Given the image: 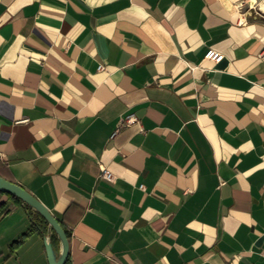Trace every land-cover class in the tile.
<instances>
[{
	"label": "crops",
	"instance_id": "crops-1",
	"mask_svg": "<svg viewBox=\"0 0 264 264\" xmlns=\"http://www.w3.org/2000/svg\"><path fill=\"white\" fill-rule=\"evenodd\" d=\"M262 2L0 0V176L67 264H264ZM48 235L0 192V264Z\"/></svg>",
	"mask_w": 264,
	"mask_h": 264
},
{
	"label": "water",
	"instance_id": "water-1",
	"mask_svg": "<svg viewBox=\"0 0 264 264\" xmlns=\"http://www.w3.org/2000/svg\"><path fill=\"white\" fill-rule=\"evenodd\" d=\"M0 192L12 194L19 198L24 204L39 213L47 222L51 235L54 232L60 243L57 251L53 247L51 235L45 237L44 247L48 264H65L69 250V238L60 222L51 214L49 209L28 190L21 185L0 176Z\"/></svg>",
	"mask_w": 264,
	"mask_h": 264
},
{
	"label": "built area",
	"instance_id": "built-area-1",
	"mask_svg": "<svg viewBox=\"0 0 264 264\" xmlns=\"http://www.w3.org/2000/svg\"><path fill=\"white\" fill-rule=\"evenodd\" d=\"M204 57L209 58L215 62H218L219 60H221L223 55L220 52H217L214 49L209 48L208 50H206ZM98 68H101V65H99ZM126 121L127 122H134L135 118L132 115H128L126 117ZM99 176L101 178H104V179L109 180V181H111L113 179V174L108 169H106L104 166H100Z\"/></svg>",
	"mask_w": 264,
	"mask_h": 264
},
{
	"label": "trees",
	"instance_id": "trees-1",
	"mask_svg": "<svg viewBox=\"0 0 264 264\" xmlns=\"http://www.w3.org/2000/svg\"><path fill=\"white\" fill-rule=\"evenodd\" d=\"M9 196H11L12 198H14L15 200H17V201H19V202H21V203H23L19 198H17L16 196H14V195H12V194H9V193H7ZM24 204V203H23ZM26 207H28L29 209H31L28 205H26V204H24ZM33 210V209H32ZM34 211V210H33ZM34 213L36 214V216H38V218L42 221V222H44V224L46 225V226H48V224H47V222L44 220V218L39 214V213H37L36 211H34ZM62 226V225H61ZM65 230V229H64ZM65 232H66V234L68 235V233H67V231L65 230ZM52 235H53V237H54V239L56 240V241H59L58 240V238H57V235L53 232L52 233ZM52 242H53V240H52ZM65 264H67V260H66V263Z\"/></svg>",
	"mask_w": 264,
	"mask_h": 264
},
{
	"label": "bare ground",
	"instance_id": "bare-ground-1",
	"mask_svg": "<svg viewBox=\"0 0 264 264\" xmlns=\"http://www.w3.org/2000/svg\"><path fill=\"white\" fill-rule=\"evenodd\" d=\"M261 8H264V2L261 3Z\"/></svg>",
	"mask_w": 264,
	"mask_h": 264
}]
</instances>
